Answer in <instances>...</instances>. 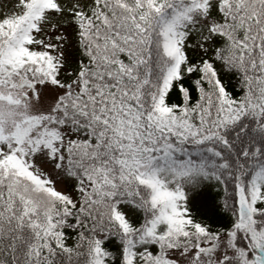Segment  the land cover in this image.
Instances as JSON below:
<instances>
[{"label": "snow or ice", "instance_id": "snow-or-ice-1", "mask_svg": "<svg viewBox=\"0 0 264 264\" xmlns=\"http://www.w3.org/2000/svg\"><path fill=\"white\" fill-rule=\"evenodd\" d=\"M0 264H264V0H0Z\"/></svg>", "mask_w": 264, "mask_h": 264}]
</instances>
